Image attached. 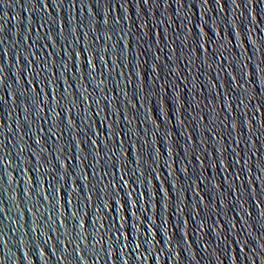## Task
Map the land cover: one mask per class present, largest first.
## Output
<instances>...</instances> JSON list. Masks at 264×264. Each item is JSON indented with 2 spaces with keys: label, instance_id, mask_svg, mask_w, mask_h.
I'll use <instances>...</instances> for the list:
<instances>
[{
  "label": "water",
  "instance_id": "1",
  "mask_svg": "<svg viewBox=\"0 0 264 264\" xmlns=\"http://www.w3.org/2000/svg\"><path fill=\"white\" fill-rule=\"evenodd\" d=\"M0 264H264V0H0Z\"/></svg>",
  "mask_w": 264,
  "mask_h": 264
}]
</instances>
